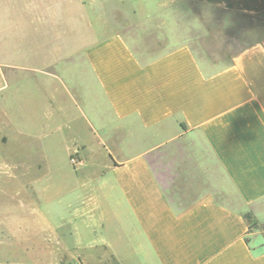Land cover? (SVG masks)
<instances>
[{
  "label": "crops",
  "instance_id": "0c3cea01",
  "mask_svg": "<svg viewBox=\"0 0 264 264\" xmlns=\"http://www.w3.org/2000/svg\"><path fill=\"white\" fill-rule=\"evenodd\" d=\"M197 1L128 0L113 25L104 1L0 0V199L31 169L18 151L49 162L67 132L96 139L68 155L104 190L87 208L0 210V264H264L244 219L264 226V0ZM9 239L49 252L11 259Z\"/></svg>",
  "mask_w": 264,
  "mask_h": 264
},
{
  "label": "rangeland",
  "instance_id": "374dc122",
  "mask_svg": "<svg viewBox=\"0 0 264 264\" xmlns=\"http://www.w3.org/2000/svg\"><path fill=\"white\" fill-rule=\"evenodd\" d=\"M104 1L103 8L98 9V16L101 23H111L114 25L119 24L122 20L130 18L132 16V4L128 0H99ZM105 1H108L105 4ZM198 1L195 0V3ZM184 6V5H183ZM157 11H147L148 15L154 14ZM159 12V11H158ZM223 16L226 20L234 19V21L245 23L242 17L237 15L216 14ZM250 22H246L244 28L246 27L247 33H253V28H255V23L248 25ZM231 27H226V30L220 37L227 38L231 33ZM209 41L207 42V45ZM35 116V115H33ZM25 125L28 126L29 130L33 133H37L40 130L41 123H38L36 118L28 117ZM55 144L51 146V150L44 157L49 158V162L41 163V155L18 151V157L21 158L20 163H24L21 166L28 165L31 169L23 170L19 169L17 173L26 171L25 176H18L16 181L12 182V185L8 186V194H10L7 199H0V210H27L34 212H57L62 210H74L76 208H87L89 203V198L97 196L98 198L104 193L102 187L100 186H88L82 185L80 183V176L87 174L89 170L83 168L80 173L77 168L78 155L70 154L68 152L73 149L76 144H86L89 143L88 147H93V150L98 152L99 148L96 139L94 137H84L73 135V133H66V137L54 138ZM57 141H61L57 143ZM91 147V148H92ZM16 147L12 149V152L8 150H3L2 154L6 158H10L12 161L16 157ZM11 152V153H9ZM18 158V160H19ZM24 158L26 160H24ZM37 158H39L37 160ZM38 161V164H37ZM28 162V164L26 163ZM34 165V166H33ZM33 166V167H32ZM7 173L12 175L15 173L7 169ZM34 180V182H33ZM12 195V196H11ZM104 202L100 201L99 205L104 206ZM30 213V212H29ZM0 220H2L0 218ZM251 231H256L259 229H264V226H257L250 220ZM6 236V235H4ZM6 237H9L8 235ZM4 238V237H3ZM34 249L28 250L25 246L17 245L13 243L11 239L8 242L2 244L1 248L6 252L8 257L11 259H18L27 262L40 261L45 256L43 249L44 246L41 242H31L30 243Z\"/></svg>",
  "mask_w": 264,
  "mask_h": 264
},
{
  "label": "trees",
  "instance_id": "16d2710c",
  "mask_svg": "<svg viewBox=\"0 0 264 264\" xmlns=\"http://www.w3.org/2000/svg\"><path fill=\"white\" fill-rule=\"evenodd\" d=\"M244 219L249 223L252 219V216L250 214H245ZM253 224V223H252ZM249 229H251V224L249 223Z\"/></svg>",
  "mask_w": 264,
  "mask_h": 264
}]
</instances>
